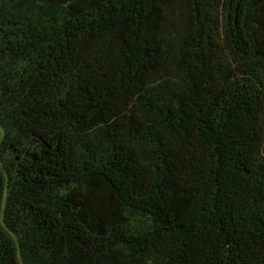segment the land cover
<instances>
[{
  "label": "trees",
  "instance_id": "obj_1",
  "mask_svg": "<svg viewBox=\"0 0 264 264\" xmlns=\"http://www.w3.org/2000/svg\"><path fill=\"white\" fill-rule=\"evenodd\" d=\"M0 264H264V0H0Z\"/></svg>",
  "mask_w": 264,
  "mask_h": 264
}]
</instances>
